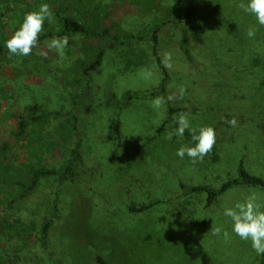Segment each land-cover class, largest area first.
<instances>
[{
  "label": "rangeland",
  "instance_id": "374dc122",
  "mask_svg": "<svg viewBox=\"0 0 264 264\" xmlns=\"http://www.w3.org/2000/svg\"><path fill=\"white\" fill-rule=\"evenodd\" d=\"M116 1L0 0V264H97V254L108 264H264L250 242L232 233L223 215L225 207L250 194L264 204V190L235 187L208 206L206 193L185 195L180 188L181 181L219 186L237 175L243 157L250 172L264 177V132L248 127L233 138L221 135L225 146L195 165L176 155L192 141L165 139L181 112L197 128H214L244 113L264 127V27L257 26L255 38L249 39L246 30L256 21L237 7L241 0H196L193 20L204 41L190 43L188 56L175 42L176 28L191 35L187 21L184 27L165 26L158 48L160 55L172 53L167 96L177 86L186 87L182 100L170 102L181 110L170 115L166 104L159 110L150 106L160 95L148 93L164 78L153 55L151 25L157 17H183L185 1ZM43 3L49 4L55 23L45 22L40 48L57 37L58 12L91 27L100 17L115 34L144 40L107 48L89 76L84 69L95 52L92 46L105 39L95 44L96 38L69 37L63 58L55 52L37 56L35 48L30 56H11L7 39L24 14ZM146 51L149 57L138 65ZM123 54L133 63L125 64ZM129 94L137 96L124 104ZM35 103L63 115L30 122L20 134L19 118ZM74 161L72 177L64 178L63 172L46 176L28 197L12 202L21 192L17 181L29 180L34 166L62 171ZM150 203L147 211H131ZM51 218L45 248L40 232ZM216 226L230 239L214 235Z\"/></svg>",
  "mask_w": 264,
  "mask_h": 264
},
{
  "label": "trees",
  "instance_id": "16d2710c",
  "mask_svg": "<svg viewBox=\"0 0 264 264\" xmlns=\"http://www.w3.org/2000/svg\"><path fill=\"white\" fill-rule=\"evenodd\" d=\"M120 0H117L118 2ZM127 2V0H124ZM185 4L183 6L184 15L183 17H157L153 24L151 25V31H152V45H153V55L156 57L157 65L160 67L161 71L164 74V78L160 83L159 88L157 90L151 91L148 93L150 96H156L157 94L163 97H167V90L168 82L170 79V69H166L161 63L160 58L161 55L159 53V42H160V33L162 29L165 26L169 25H177L180 27V25L187 21L188 27L191 30V35L188 34L187 30L185 29L182 34V30L179 28H176L177 37L175 39V42H180V45L184 52L188 55L189 48L191 47L190 43H197L196 45H199L203 43V34H202V28L197 22H195L194 14L196 10V0H184ZM208 3V2H207ZM215 11H217L215 9ZM110 14V13H109ZM59 22L61 23L60 29L55 33L57 37H75V36H84V37H90L91 39L96 38V40L93 41L95 44H99L100 41L103 39L106 40L104 44H99L97 47L96 45H93L92 48L95 49V52H93V56H90L91 62L88 66L85 67L84 71L85 74L89 76L90 71L94 70L98 64L101 63L103 60L107 48L119 50V47L123 45L125 42H128L131 39H138L144 40L145 36H138L136 37L134 34H115L113 30L111 29V25L108 23L106 24L104 19L97 18L94 23L95 27H91L89 24L84 23L83 21L79 20L78 18L71 16V15H60V12L56 14ZM109 16V15H107ZM184 27V24H182ZM98 27H101V30H98ZM122 27V26H120ZM119 27V29H120ZM236 28V24H231V30H234ZM51 35V34H50ZM54 35V34H53ZM45 36H40L39 43L44 40ZM122 37H126V40ZM84 52L89 53V50H86L83 47ZM144 54L137 60L138 65H142L146 59L149 57V54L146 52H143ZM189 56V55H188ZM128 54L122 56L124 63L127 65L129 63H133L130 61V58H127ZM189 58V57H188ZM137 94H129L125 100L124 104H129V102L136 97ZM169 114L172 115L176 111H179L181 109H177L171 106L170 102L166 103ZM53 114L63 115L62 112L56 111V112H50L47 111L40 103H35L33 105H28L26 107L25 113L22 114L19 118V128H20V134H23L26 132L27 128L29 127L30 122H40L48 117H50ZM71 115V114H70ZM232 117H235L238 121V126L233 128L226 124L224 121H221L217 126L214 127L216 131V144L214 148H222L225 145H223V142L226 140H220L221 135H224V139L233 138L239 135L240 133L244 132L246 128L251 127L254 129H259L260 131L264 132V127L256 126V120L249 114H233L230 115L228 119H231ZM175 127V124H174ZM117 128H120L119 122H117ZM184 137L191 141V133L186 131L184 134ZM229 140H227L228 142ZM213 148V149H214ZM77 154V152H76ZM76 157V156H75ZM244 157L238 162V171L237 175L235 177H230L227 180H225L221 185L214 186L211 184H195L190 185L185 182H180V188L183 191V194L189 195V194H196V193H206L207 194V205L213 204L220 196L228 192L229 190L239 187V186H251V187H258L262 190H264V177L254 174L249 171L246 164L244 163ZM75 161L71 162L69 165H67L64 170L58 171L56 169H48L44 166H34L31 170V177L29 180H18L17 184L21 188V192L19 194H16V196L13 199V203H15L17 200H23L32 191H34L37 186L39 185L40 181L50 175H59L61 172H63V177H72L73 176V170H74ZM154 203L145 204L140 207L133 206L131 207V211L134 213H141L144 211H147L151 207H153ZM54 219L51 218L49 220H45L42 224L41 232H40V238H41V244L45 246L48 245L50 241V235L52 232V224H54ZM17 223V222H16ZM44 248V249H45ZM46 251V249L44 250ZM95 260L97 264H108V261L105 256L101 254H97L95 256Z\"/></svg>",
  "mask_w": 264,
  "mask_h": 264
},
{
  "label": "clouds",
  "instance_id": "9594fccd",
  "mask_svg": "<svg viewBox=\"0 0 264 264\" xmlns=\"http://www.w3.org/2000/svg\"><path fill=\"white\" fill-rule=\"evenodd\" d=\"M108 0H105L107 3ZM244 13L254 17L256 24L251 25L246 30V36L254 39L259 27H264V0H241L237 5ZM55 23V16L49 4L43 3L37 10L28 11L24 14L20 27L15 30L7 39L6 47L11 56L25 57L33 54L36 49V55L47 58L50 52H55L59 57L66 55V49L69 44V37H53L46 42L45 48L39 47L40 34L44 31V24ZM76 39V37H73ZM160 63L166 69L173 68L172 53L165 51L162 53ZM151 76V72L147 73ZM186 94V87L177 86L165 98L163 96L155 97L150 106L154 110H159L168 103H175L182 100ZM229 126L235 128L238 121L235 117L225 119ZM175 127L167 132L165 139L171 141L173 136L182 138L186 131L191 133V145L182 144L176 151V155L183 160L185 156L195 165L203 162L204 158L211 153L216 144V131L212 126L194 127L189 119L188 113L181 112L174 117ZM223 215L229 218L231 222V231L240 240L250 242L251 248L259 257H264V204L258 202L255 194H250L244 199L236 201L232 206L225 207ZM214 235L219 236L223 233L225 240L230 239V233L220 226L212 227Z\"/></svg>",
  "mask_w": 264,
  "mask_h": 264
}]
</instances>
